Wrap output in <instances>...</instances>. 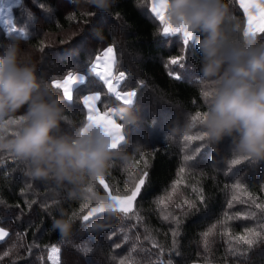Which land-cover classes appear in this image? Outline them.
Wrapping results in <instances>:
<instances>
[{"label":"trees","instance_id":"obj_1","mask_svg":"<svg viewBox=\"0 0 264 264\" xmlns=\"http://www.w3.org/2000/svg\"><path fill=\"white\" fill-rule=\"evenodd\" d=\"M226 3L231 14L228 27L237 29L234 35L242 41L247 17L238 0ZM20 6L21 16L20 11L13 15V22L26 38L7 33L0 22V46L17 43L22 56L51 86L69 74L86 78L73 90L72 101L54 89L66 108L65 132L73 133L76 126L87 122L85 95L99 92L102 100L112 95L91 67L96 56L114 47L116 73L125 74L120 89L136 91L131 106L138 111L139 121L129 127L120 121L125 140L117 151H123L126 158H114L103 177L114 193H123L130 179L138 181L144 172L148 175L135 202L138 220L121 213H102L84 222L77 217L107 196L97 182H86L84 191L73 197L70 187L33 180L25 164L0 152V226L9 233L0 241V264H52L48 257L53 246L60 249L59 264H120L129 256L131 264H167L169 260L172 264H264V235L251 247L228 239L229 234L246 235L250 229L264 233L260 228L264 211L249 199L264 205V163L232 165L235 157L227 141L213 151L205 141L188 142L183 136L164 140L166 126L173 119L181 126L190 122L189 135L201 132L193 118L205 104L197 82L199 53L192 40L184 44L182 33L165 36L163 24L151 12L152 0H113L108 12L77 6L71 0H21ZM252 41L264 43V34L257 33ZM174 57H184L183 68L168 63ZM169 72L179 73L180 78ZM99 106L102 111L127 107L115 99L107 107ZM186 155L193 159L185 161ZM88 187L92 193L85 192ZM164 215L169 219L164 220ZM61 218L75 224L68 237L52 227ZM94 222L105 227L91 231L84 226ZM173 230L178 232L175 238Z\"/></svg>","mask_w":264,"mask_h":264},{"label":"clouds","instance_id":"obj_2","mask_svg":"<svg viewBox=\"0 0 264 264\" xmlns=\"http://www.w3.org/2000/svg\"><path fill=\"white\" fill-rule=\"evenodd\" d=\"M108 12L113 0H71ZM167 22L192 34L199 53L197 82L205 108L198 121L200 135L213 151L227 141L235 159L264 163V43L236 39L229 28L226 0H168ZM117 115L125 126L138 123V111L121 107ZM66 108L54 88L24 59L17 43L0 46V152L27 166L36 181L70 187L78 196L86 182L103 177L110 162L126 158L113 148V136L103 125L76 126L65 132ZM192 124L175 119L166 126L164 140L188 136ZM54 230L71 235V219H55ZM103 230L102 222L88 226Z\"/></svg>","mask_w":264,"mask_h":264},{"label":"snow or ice","instance_id":"obj_3","mask_svg":"<svg viewBox=\"0 0 264 264\" xmlns=\"http://www.w3.org/2000/svg\"><path fill=\"white\" fill-rule=\"evenodd\" d=\"M20 0H12V3L7 4L5 7L4 3H0V10L8 11L12 7L19 5ZM239 4L244 11L245 16L247 17V25L243 31V37L248 39L250 37L255 36L257 33L264 34V0H239ZM168 9V0H152L151 12L158 17L160 23L164 25L163 33L165 36L174 33H182L184 37V44H188L189 41L192 40V34L188 32L183 27L176 28L170 25L166 20V13ZM255 13V15H254ZM259 17V22L254 24V21L257 20ZM6 23L10 26L9 33L16 32V28L12 26V21L8 20ZM19 36L26 38V33L21 31L18 33ZM96 63L92 65V71L96 72L97 77L104 82L107 86V92L112 94L109 99L102 100L101 95L99 92L96 94L85 95L83 97V106L87 109V123L89 125H103L106 130L113 136L114 144L113 148H117L118 145L125 140V137L121 134L122 132V125L117 123L116 120L113 118L115 116V112L111 110H104L101 111L98 108L99 104H111L113 99L123 101L125 105H131L133 103V98L136 96L135 91H128L126 95H122L121 92L118 90V84L122 81L125 77L124 72H120L119 75H113V67L115 64V56H114V47L109 46L106 50L103 51L102 56H96ZM184 57H174L169 60V64L171 65H178L183 68V64L181 61ZM165 67H168L166 64ZM169 75L175 79H179V73L169 72ZM85 81L84 76H77L73 74L67 75L62 81H53L52 87L54 89L60 90L62 92V96L66 99V101L73 100V86L75 85H83ZM115 81L116 83H114ZM194 121L198 122L201 119L200 112H197L194 116ZM185 141L192 142V141H204V137L202 135H188L183 137ZM143 159V157H141ZM185 161H190L193 159V156L186 155L184 157ZM243 160L240 159H233L231 161L232 165H240ZM183 171V169H181ZM148 173L144 172L143 176L139 178V180H129L128 181V188L125 192L114 193L109 184L106 182L104 177L96 178L95 182H97L103 189V191L107 194L105 199L99 200L94 207L88 208V205L85 204V208H88L86 214L77 217L78 219L88 222L90 218L96 217L98 214L102 213H121L125 217H135L137 220L139 219V214L135 210V202L139 198L142 188L145 185V178L147 177ZM239 188V185H237ZM92 187H88L85 189V192L92 193ZM235 199V197H233ZM251 199V203L255 205L257 208H260L264 211V205L258 204L255 198L249 197ZM201 202H203V197H201ZM242 203L244 201H241ZM233 205L229 204L228 207L231 208ZM177 208L181 207L179 204L176 205ZM83 211V209H82ZM240 215V214H237ZM251 215L255 216V213H251ZM231 217H229L230 219ZM246 218V217H245ZM164 220L169 219V215L163 216ZM173 222L178 223L176 217H172ZM85 227L89 225L85 224ZM261 229H264V224L260 225ZM210 234L209 232H205L203 235L207 237ZM9 233L0 228V241L4 240ZM172 235L175 238L178 235L176 230L172 231ZM264 235V233L257 231L256 229H250L247 231L246 235H238L232 236L229 234L228 239L229 241H234L237 245H248L251 247L255 242L256 238ZM148 239L149 237H145ZM125 240H128L129 237L125 236ZM139 236H137V240ZM176 240L173 239V249H175ZM155 241H153V247H157ZM117 248L120 245H116ZM233 245L230 243L229 250H232ZM86 251H90V249H86ZM132 251H136V245H133ZM59 252L60 249L58 247H51L50 254L48 259L52 262V264H58L59 260ZM161 252H163V248H161ZM236 252L239 253L240 249H236ZM7 255V253H5ZM120 264H131V257H126L125 259L120 260ZM167 264H172V261L169 260ZM205 264H210L209 261H205Z\"/></svg>","mask_w":264,"mask_h":264},{"label":"rangeland","instance_id":"obj_4","mask_svg":"<svg viewBox=\"0 0 264 264\" xmlns=\"http://www.w3.org/2000/svg\"><path fill=\"white\" fill-rule=\"evenodd\" d=\"M0 3H4V5H5V7L7 6V4H9V3H12V0H0ZM238 3H239V0H238ZM21 5V0H20V3H19V5H17V6H14V7H12L10 10H8V11H3V10H0V22L3 24V26L5 27V29H6V31H7V33H9V25L6 23V21H8V20H11L12 21V26H14L15 28H16V32H14V33H9V34H18L19 32H21V31H23L18 25H17V23H16V21L14 20V22H13V15H16V13H18L19 11H20V6ZM23 11V9L18 13V15L19 16H21V12ZM25 15H26V12H25ZM254 15H255V13H254ZM166 20H167V17H166ZM259 22V17H257V20L256 21H254V24L255 23H258ZM164 26V25H163ZM248 40H251L252 41V37H250V38H248ZM107 49V48H106ZM101 56V55H100ZM25 59V58H24ZM95 63V62H94ZM93 63V64H94ZM114 71V73H116V58H115V64H114V69H113ZM117 74H119V73H117ZM124 80H125V77H124ZM60 81V80H59ZM85 82V81H84ZM122 84V83H121ZM79 85V84H78ZM75 87H77V85L75 86ZM75 87L73 88V90L75 89ZM123 92H128V91H134V90H122ZM136 92V91H135ZM93 93H97V92H92V93H88L87 95H89V94H93ZM136 98H137V93H136V96H135V98H133L134 99V102H135V100H136ZM98 105H100L99 103H98ZM124 105V104H123ZM105 106L107 107V103L105 104ZM127 106H130V105H127ZM112 109H114L115 111H117L118 112V109L116 108V107H111ZM111 108H109V109H111ZM108 109V110H109ZM120 119H119V123H120ZM117 122V121H116ZM118 123V122H117ZM122 135H123V132H122ZM124 136V135H123ZM124 141H122L121 143H123ZM95 206V205H94ZM93 206V207H94ZM0 228H2L1 226H0ZM4 229V228H3ZM4 230H6V229H4ZM7 232H8V230H6ZM6 238V237H5ZM4 238V239H5ZM3 241V240H2ZM58 264H59V260H58ZM192 264H201V263H192ZM211 264H217V263H211Z\"/></svg>","mask_w":264,"mask_h":264},{"label":"crops","instance_id":"obj_5","mask_svg":"<svg viewBox=\"0 0 264 264\" xmlns=\"http://www.w3.org/2000/svg\"><path fill=\"white\" fill-rule=\"evenodd\" d=\"M106 50V49H105ZM101 56H102V54H101ZM114 56H115V51H114ZM115 58H116V56H115ZM95 63H96V61H95ZM94 63V64H95ZM113 69H114V67H113ZM114 71V70H113ZM91 73L100 81V82H102L103 84H104V82L102 81V80H100L98 77H97V74H96V72H93L92 71V67H91ZM77 76H84L83 74H76ZM113 75H119V74H117V73H114L113 72ZM85 77V76H84ZM85 80H86V78H85ZM124 80V79H123ZM123 80L122 81H120L119 82V84L117 85L118 86V90L121 92V94L122 95H126V93H127V91L126 92H123L121 89H120V86H121V83L123 82ZM114 83H116L115 81H113ZM105 85V84H104ZM76 86V85H75ZM75 86H73V88L75 87ZM105 87L107 88V86L105 85ZM93 94H96V93H93ZM90 95V94H89ZM135 98V97H134ZM122 104H124L123 103V101H120ZM133 103H134V99H133ZM133 103L131 104V105H133ZM125 105V104H124ZM130 105V106H131ZM98 106V108L100 109V106L99 105H97ZM125 106H127V105H125ZM101 110V109H100ZM109 110H111V111H114L115 112V116L113 117L118 123H119V116L117 115V111H115L114 109H109ZM102 111V110H101ZM121 134H122V132H121ZM121 144V143H120ZM119 144V145H120ZM118 145V146H119Z\"/></svg>","mask_w":264,"mask_h":264}]
</instances>
